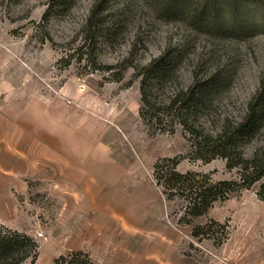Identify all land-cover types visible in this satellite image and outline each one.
I'll return each instance as SVG.
<instances>
[{"label": "rangeland", "instance_id": "1", "mask_svg": "<svg viewBox=\"0 0 264 264\" xmlns=\"http://www.w3.org/2000/svg\"><path fill=\"white\" fill-rule=\"evenodd\" d=\"M159 65L172 75L152 101L219 78L191 117L203 133L264 108V0H0V229L35 242L31 264L71 251L93 264H264L257 185L198 217L156 185L166 159L214 183L238 177L224 159L193 160L169 116L141 121L138 73ZM263 140L264 115L238 151Z\"/></svg>", "mask_w": 264, "mask_h": 264}, {"label": "trees", "instance_id": "2", "mask_svg": "<svg viewBox=\"0 0 264 264\" xmlns=\"http://www.w3.org/2000/svg\"><path fill=\"white\" fill-rule=\"evenodd\" d=\"M153 61L149 67L154 66ZM160 72H139L140 106L139 117L151 129L161 127V117L169 116L182 127L187 135L189 156L193 160L209 163L221 158L226 168L238 169L235 180L211 182L209 178L198 173L181 174L176 171L178 161L166 159L153 168L156 185L163 189L162 194L170 199L180 196L187 200V212L198 217L207 212L212 203L225 199L227 195L248 190L257 185L256 195L264 201V140L254 148L252 155L243 156L238 151L239 142L254 137L260 130V121L264 108L259 105L249 107L245 116L236 123L225 120L214 133H203L191 122L202 102L208 101L218 86V79L206 77L198 81L194 76L193 83L185 90H177L164 100L152 101V92L169 79L172 72H165L166 65H159ZM148 70V68H147ZM161 116V117H160ZM159 131H165L159 128ZM167 131V130H166ZM173 130H171L172 132ZM170 132V130H169ZM238 152V153H237ZM35 242L17 232L0 229V264L33 263L36 259ZM52 264H93L87 253L71 251L56 258Z\"/></svg>", "mask_w": 264, "mask_h": 264}, {"label": "crops", "instance_id": "3", "mask_svg": "<svg viewBox=\"0 0 264 264\" xmlns=\"http://www.w3.org/2000/svg\"><path fill=\"white\" fill-rule=\"evenodd\" d=\"M56 156H58V158H59V161H60L61 155H59L58 153H57V154H55V156H54V160H55V161H57V160H56Z\"/></svg>", "mask_w": 264, "mask_h": 264}]
</instances>
